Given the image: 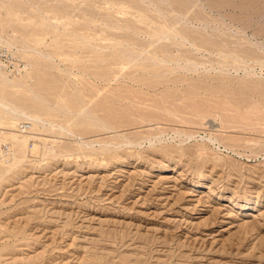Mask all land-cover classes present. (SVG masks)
<instances>
[{"label": "rangeland", "instance_id": "374dc122", "mask_svg": "<svg viewBox=\"0 0 264 264\" xmlns=\"http://www.w3.org/2000/svg\"><path fill=\"white\" fill-rule=\"evenodd\" d=\"M0 32V264H264V0H0Z\"/></svg>", "mask_w": 264, "mask_h": 264}, {"label": "built area", "instance_id": "2783aa9c", "mask_svg": "<svg viewBox=\"0 0 264 264\" xmlns=\"http://www.w3.org/2000/svg\"><path fill=\"white\" fill-rule=\"evenodd\" d=\"M28 63L11 47H9L0 32V68L10 76L21 75L28 69ZM29 127L27 122L20 123L21 131H26ZM12 153L11 145L0 139V154L9 157Z\"/></svg>", "mask_w": 264, "mask_h": 264}, {"label": "bare ground", "instance_id": "6f19581e", "mask_svg": "<svg viewBox=\"0 0 264 264\" xmlns=\"http://www.w3.org/2000/svg\"><path fill=\"white\" fill-rule=\"evenodd\" d=\"M3 36V35H2ZM6 41V40H5ZM6 43H7V41H6ZM7 45H8V43H7ZM10 47V46H9ZM29 64V63H28ZM0 70L1 71H3L1 68H0ZM4 72V71H3ZM5 73V72H4ZM0 74L2 75V76H5V75H3L1 72H0ZM7 78V77H6ZM4 79V78H3ZM5 80V79H4ZM7 80V79H6ZM5 80V81H6ZM7 82H8V80H7ZM4 103L0 100V105L2 106ZM5 108V107H4ZM10 110V109H9ZM1 113V112H0ZM19 130H20V132H23V131H21V129H20V123H19ZM4 140V139H3Z\"/></svg>", "mask_w": 264, "mask_h": 264}]
</instances>
